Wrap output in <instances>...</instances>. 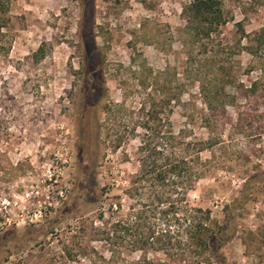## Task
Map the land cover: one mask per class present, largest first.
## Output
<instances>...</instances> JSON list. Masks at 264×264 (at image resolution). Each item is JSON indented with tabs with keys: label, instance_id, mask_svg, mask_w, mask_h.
<instances>
[{
	"label": "rangeland",
	"instance_id": "obj_1",
	"mask_svg": "<svg viewBox=\"0 0 264 264\" xmlns=\"http://www.w3.org/2000/svg\"><path fill=\"white\" fill-rule=\"evenodd\" d=\"M190 1L13 0L0 49V264H97L108 254L91 228L108 208L100 187L126 184L134 168L124 151L137 144L113 147L109 105L126 100L136 121L148 93L184 90L174 120L194 114L207 137L201 85L236 94L260 77L245 47L264 30V0H223L227 23L202 48L185 44ZM263 92L238 95L240 123L229 107L225 143L205 153L218 165L191 194L222 224L244 178L264 170ZM251 198L223 247L228 264H264V187Z\"/></svg>",
	"mask_w": 264,
	"mask_h": 264
},
{
	"label": "trees",
	"instance_id": "obj_2",
	"mask_svg": "<svg viewBox=\"0 0 264 264\" xmlns=\"http://www.w3.org/2000/svg\"><path fill=\"white\" fill-rule=\"evenodd\" d=\"M12 2L0 0V49L10 43ZM182 18L187 37L185 44L198 48L212 41L211 37L227 23L223 0H192L183 7ZM245 49L255 59L248 72L259 70L261 73L246 90L235 94L201 85L200 96L207 110L202 125L208 130L207 137L198 135L192 127L194 114H185L190 121L187 119L180 125L174 120L175 108L183 103L184 90L148 93L149 100L141 104L136 121L126 100L107 107L113 121V147L121 149L130 144L131 139H136L137 144L132 152L124 151L125 162L134 168L125 178L126 184L110 183L100 187V197L108 208L98 216L101 225L93 222L91 228L98 237L95 240L103 242L108 254L100 253V263L90 256L92 262L228 264L223 247L232 236L238 210L252 200L257 187H264V170L244 178L239 194L224 206V224L211 208L194 201L191 194L218 165L205 153H212L215 147L225 143L224 131L231 125L229 107L235 105L240 123L244 112L238 108V95L249 101L264 90V30L251 38ZM143 73L142 70L138 76L141 88L147 86ZM261 95L264 97V92ZM147 103H150L149 108ZM219 127L221 131L217 132ZM94 130L99 137V128L94 126ZM115 189L120 193L113 194Z\"/></svg>",
	"mask_w": 264,
	"mask_h": 264
}]
</instances>
